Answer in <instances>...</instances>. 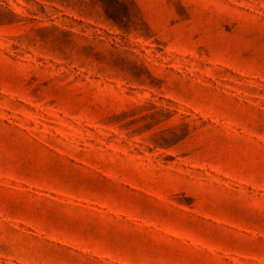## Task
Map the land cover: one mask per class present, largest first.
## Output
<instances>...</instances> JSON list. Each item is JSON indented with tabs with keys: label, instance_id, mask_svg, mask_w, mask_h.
<instances>
[{
	"label": "rangeland",
	"instance_id": "374dc122",
	"mask_svg": "<svg viewBox=\"0 0 264 264\" xmlns=\"http://www.w3.org/2000/svg\"><path fill=\"white\" fill-rule=\"evenodd\" d=\"M0 264H264V0H0Z\"/></svg>",
	"mask_w": 264,
	"mask_h": 264
}]
</instances>
